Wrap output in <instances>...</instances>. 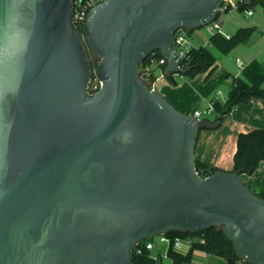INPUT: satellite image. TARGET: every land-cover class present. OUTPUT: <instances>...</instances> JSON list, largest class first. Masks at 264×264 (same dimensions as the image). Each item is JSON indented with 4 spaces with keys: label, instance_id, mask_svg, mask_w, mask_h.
<instances>
[{
    "label": "water",
    "instance_id": "obj_1",
    "mask_svg": "<svg viewBox=\"0 0 264 264\" xmlns=\"http://www.w3.org/2000/svg\"><path fill=\"white\" fill-rule=\"evenodd\" d=\"M224 2L103 0L76 28L72 0H0V264H132L143 241L212 226L264 264V199L240 171L196 169L199 132L220 120L180 112L142 77L156 50L163 77L186 74L175 32Z\"/></svg>",
    "mask_w": 264,
    "mask_h": 264
},
{
    "label": "trees",
    "instance_id": "obj_2",
    "mask_svg": "<svg viewBox=\"0 0 264 264\" xmlns=\"http://www.w3.org/2000/svg\"><path fill=\"white\" fill-rule=\"evenodd\" d=\"M257 4L263 7L264 0H254L250 7H244L242 3L238 4L239 10L253 9ZM231 10L230 6L226 8L227 13ZM261 31L256 25L239 27L233 34L224 35L221 32H215L209 36L210 45L192 46L184 59L186 74L189 78H194L197 75H205V80L209 79L217 67L216 58L210 51V46L217 49L223 54H228L238 45L245 44L250 41L255 34ZM159 60L162 58L160 51L156 50L150 54L142 63L141 69H145L150 59ZM94 63L92 70L94 69ZM159 68L161 71L165 65L160 67H149L145 74H142L143 80L149 83H154L157 79L155 69ZM93 75V72H92ZM231 80L230 91L228 99L225 103L215 101L213 103V113L215 120L222 121L228 116L232 115L235 107L240 104H248L253 99L264 101V68L257 61L252 60L244 66L239 75L229 74L227 76ZM167 81L171 85H177L174 75L166 76ZM264 161V129L255 128L248 132H241L237 136L236 150L233 155L232 171H240L241 174L252 175L260 163ZM196 169L200 176L206 177L221 168L196 159ZM252 190V189H251ZM257 196L264 199V190L254 191ZM169 236H186L190 234H198L203 236L204 244L198 247L205 253L217 255L227 260L228 264H237L240 261L234 251L233 244L225 236L224 232L217 226L201 230L197 233L181 234L179 231H170L166 233ZM167 257L171 264H194L191 262L190 252L187 255L180 254L169 248ZM132 264H162L161 254H158L156 259L152 257V253L144 251L142 254L131 255Z\"/></svg>",
    "mask_w": 264,
    "mask_h": 264
},
{
    "label": "crops",
    "instance_id": "obj_3",
    "mask_svg": "<svg viewBox=\"0 0 264 264\" xmlns=\"http://www.w3.org/2000/svg\"><path fill=\"white\" fill-rule=\"evenodd\" d=\"M238 10L239 8H231L228 13L224 14L222 34L226 36L233 34L237 28L243 25L233 14ZM254 14L253 12L252 16ZM227 20L230 21L229 25L232 27L223 29L226 28ZM254 23L260 24V21L254 20ZM255 39L258 37L250 40L253 41L252 44L256 41ZM250 41L247 44L238 45L227 54L238 51L242 56H224L225 58L215 56L217 67L206 80L205 75H197L190 78L189 81L183 80L174 86L167 81L166 77L162 76V71L158 68L160 76H157L153 83L154 89L180 112L184 114L199 112L202 114V119L215 123L217 120H215L214 113L205 112L211 102L225 103L227 101L231 82L227 76L229 74L239 75L242 68L254 59L264 68V46L260 45L261 48H258L256 45L250 44ZM192 46L196 45L192 44ZM210 48L214 47L210 46ZM228 59H232V61L229 62ZM255 128L264 129V101L258 99H253L248 104L237 105L232 115L220 121L217 127L201 129L195 146V158L213 164L222 170L232 171L238 134ZM241 179L246 186L254 191L264 190V161L252 175L241 174ZM188 253L189 251L184 252L183 255ZM190 254L191 262L194 264H228L225 258L201 250L190 251ZM237 264L246 263L239 262Z\"/></svg>",
    "mask_w": 264,
    "mask_h": 264
},
{
    "label": "built area",
    "instance_id": "obj_4",
    "mask_svg": "<svg viewBox=\"0 0 264 264\" xmlns=\"http://www.w3.org/2000/svg\"><path fill=\"white\" fill-rule=\"evenodd\" d=\"M103 0H72V23L76 28H80L85 26L86 20L88 18L89 12L91 9L97 4L101 3ZM238 0H225L223 5L220 7L218 11L217 17L209 24L204 25L203 28L206 29L208 34H213L215 32H222V24L224 20V14L227 13L226 8L230 6V8H238ZM243 14L246 17H250L253 15L252 9H245ZM190 31L185 28L178 29L174 34L173 40V49L176 53L175 62L179 64V66L185 68L184 59L187 56V53L192 48V43L189 38ZM203 45H210L209 38L205 40ZM240 63V62H239ZM162 65H167L166 59L163 57L159 60L154 58L150 59V62L146 65L145 72L149 69V67H160ZM93 72V75H92ZM91 72L90 81L87 86V92L89 94H94L101 87V80L98 77L97 71L94 68ZM152 88L154 89L153 83ZM219 95V93H217ZM215 102V101H214ZM211 102L206 109L205 113H212L213 111V103ZM233 113V111H232ZM194 116L201 119L202 114L199 112H195ZM158 238L159 242L165 244L167 247V251L169 248H172L174 251L183 254L184 252H190L193 250H200L198 247L201 244H204V238L198 234H190L186 236H169L167 234H162L155 236ZM156 243L154 242V238L143 241L142 243L136 245L132 253L142 254L144 251H149L152 253V257L156 259L157 255L160 253L155 252ZM202 251V250H201Z\"/></svg>",
    "mask_w": 264,
    "mask_h": 264
},
{
    "label": "rangeland",
    "instance_id": "obj_5",
    "mask_svg": "<svg viewBox=\"0 0 264 264\" xmlns=\"http://www.w3.org/2000/svg\"><path fill=\"white\" fill-rule=\"evenodd\" d=\"M243 11L244 10L234 11L233 14L236 16L237 19H239L243 23V25L241 27L251 26V25H257L258 26V28L260 29L261 32L259 34H255L253 37V38L258 37V39H255L256 41H254L253 44H252L253 41H250V44L256 45V47H258V48L260 47V45H261V47H263L264 46V37H260V36H264V11H263V7L260 4L255 5L253 7V12L255 14H254V16H250V17H246L243 14ZM254 20L260 21V24H255ZM229 24H231V23L229 20H227L226 28H223V29L231 28L232 25H229ZM210 35L211 34H208L206 29H204L203 27H200V28H197L195 30L190 31L189 38H190L191 43L197 46V45L203 44L205 42V40L208 39V36H210ZM245 44H247V43H245ZM210 51L212 52V54L214 56H219V57L222 56V58H225L224 56H232V57L242 56L241 54H239L238 51H234L233 53H230L229 55L223 54L215 48H210ZM228 61L231 62L232 59H228ZM155 75L160 76V71L158 70V68L155 69ZM174 79L177 81V83H181L183 80H187V81L190 80L189 77L181 75V74H175ZM154 242L156 243L155 252L161 254L162 264H171L170 259L167 257V247L165 246V244L160 243L157 237L156 238L154 237Z\"/></svg>",
    "mask_w": 264,
    "mask_h": 264
}]
</instances>
